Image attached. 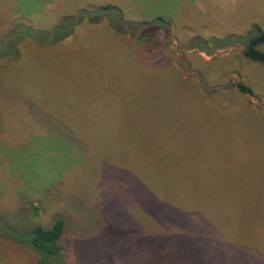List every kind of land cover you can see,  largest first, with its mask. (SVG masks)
<instances>
[{
    "label": "rangeland",
    "instance_id": "rangeland-1",
    "mask_svg": "<svg viewBox=\"0 0 264 264\" xmlns=\"http://www.w3.org/2000/svg\"><path fill=\"white\" fill-rule=\"evenodd\" d=\"M253 25L264 0H0V264H39L21 240L59 217V264H207L159 200L264 233Z\"/></svg>",
    "mask_w": 264,
    "mask_h": 264
},
{
    "label": "trees",
    "instance_id": "trees-1",
    "mask_svg": "<svg viewBox=\"0 0 264 264\" xmlns=\"http://www.w3.org/2000/svg\"><path fill=\"white\" fill-rule=\"evenodd\" d=\"M100 9H112L110 5L100 7ZM115 10H119L117 7ZM157 19H161L158 17ZM231 42H241L244 45L243 53L253 61L264 63V52L257 49V46L264 44V31L258 26L253 25L248 32L237 35ZM17 47H11V51H16ZM237 87L244 93H249L250 89L238 83ZM39 117V113L34 111ZM52 122H42L49 131L52 130ZM53 131V130H52ZM80 139L77 137H69ZM81 141V140H80ZM83 151L89 152V144L83 145ZM92 151V149H91ZM133 163H136L132 160ZM138 165V164H137ZM158 205L163 211V226L172 227L179 232V257H190L196 261H204L207 264H215L218 261L223 264H264V233L263 228L253 229L248 233H239L227 229H218L217 222L201 215L194 217L187 216L173 205L172 201L159 200ZM248 202V204H253ZM257 205V204H256ZM259 206L263 208L261 203ZM215 219V218H214ZM230 225V223L228 222ZM226 222V225H229ZM136 225H132L134 228ZM191 228L190 232H185ZM230 228V227H229ZM222 229V228H221ZM64 231V220L59 217L50 228L36 225L25 233L24 239L36 252L39 253V264H59L58 259L62 254V249L58 244ZM19 240V239H18ZM186 247L190 248L187 253Z\"/></svg>",
    "mask_w": 264,
    "mask_h": 264
}]
</instances>
